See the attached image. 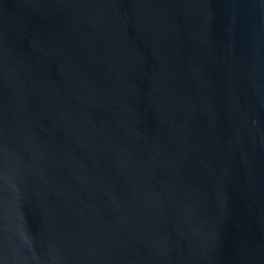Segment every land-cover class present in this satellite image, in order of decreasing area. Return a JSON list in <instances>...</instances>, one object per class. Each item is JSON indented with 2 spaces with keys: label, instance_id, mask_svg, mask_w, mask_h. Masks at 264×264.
Listing matches in <instances>:
<instances>
[{
  "label": "water",
  "instance_id": "1",
  "mask_svg": "<svg viewBox=\"0 0 264 264\" xmlns=\"http://www.w3.org/2000/svg\"><path fill=\"white\" fill-rule=\"evenodd\" d=\"M0 264H264V0H0Z\"/></svg>",
  "mask_w": 264,
  "mask_h": 264
}]
</instances>
